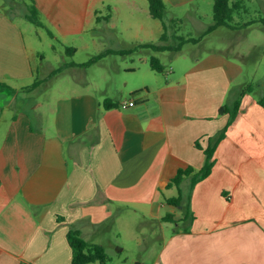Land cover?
<instances>
[{"label":"crops","instance_id":"1","mask_svg":"<svg viewBox=\"0 0 264 264\" xmlns=\"http://www.w3.org/2000/svg\"><path fill=\"white\" fill-rule=\"evenodd\" d=\"M162 1L177 7L196 0ZM109 2L0 0V264H71L70 231L102 248L101 227L130 208L160 230L171 229L151 264H264V107L245 91L231 92L223 66L197 64L164 75L98 68L87 80L77 78L86 68L70 64L68 82L58 80L34 98L58 68H37L33 33L20 26L32 12L39 24H30L46 33L53 50L54 44L69 54L77 44L88 49L96 34L102 56L136 46L152 52L143 48L153 44L152 23L111 26L101 11ZM128 30L136 44L127 50ZM122 80L130 97L121 96ZM123 102L133 105L121 109ZM237 102L233 117L219 114ZM207 150L211 168L194 182ZM188 168L193 172L175 187L179 200L171 205L168 184Z\"/></svg>","mask_w":264,"mask_h":264},{"label":"rangeland","instance_id":"2","mask_svg":"<svg viewBox=\"0 0 264 264\" xmlns=\"http://www.w3.org/2000/svg\"><path fill=\"white\" fill-rule=\"evenodd\" d=\"M109 1L110 8L101 11L103 17L111 18V26L123 29L125 26H122V23L126 24L127 20L133 23L135 19L146 18L152 23L149 42L179 48V51L155 53L136 49L129 53H115L94 59L100 55L96 34L91 37L92 39L95 37V41L89 44L88 49H81L80 44H77V51L69 54L64 48H60L59 44H54L53 50L52 42L41 28L20 22L25 33L27 35L33 33L36 40L34 48L39 54L37 68L41 70L58 68L55 75L40 83L34 98L44 97L50 93L58 80L68 82L66 68H69L70 64H76L78 67L75 68H86L84 75L77 78L85 77L89 80V73L94 74L98 68L105 69L110 75L115 68H146L149 71L151 68L149 59L153 57L163 67L162 72H157L160 75L169 73L172 68H191L197 64L203 67L204 63L205 65L217 63L227 71L231 80V92L235 94L240 90L245 91L251 99L264 104V26L261 24L264 20V0H243L241 8L233 14L231 22L233 29L220 27L203 38L201 32L212 23L213 0H196L191 2L192 4L177 7L166 4L163 31L159 28L160 21L149 17L146 0ZM160 31L162 39L159 36ZM130 32L126 31L123 37L127 50L136 44L132 37H127L131 35ZM140 41H143L142 38L136 40L139 43ZM95 82L103 86L104 78L96 76ZM72 83L70 81L68 84L75 87ZM124 83L125 80H122L118 89L123 92L121 96L127 98L130 94L127 93L128 89L125 90ZM68 91L54 89L53 92L66 94ZM165 197L177 198L175 186L166 192ZM120 211H117L120 214L115 222L112 218L101 227L103 233L98 237V243L103 245L102 249L107 258L105 264H151L170 235L171 229L160 230L147 219H143L140 213L135 215L131 208L129 211L123 209Z\"/></svg>","mask_w":264,"mask_h":264},{"label":"trees","instance_id":"3","mask_svg":"<svg viewBox=\"0 0 264 264\" xmlns=\"http://www.w3.org/2000/svg\"><path fill=\"white\" fill-rule=\"evenodd\" d=\"M148 4V13L150 17L154 20H158L162 24V28H165V24L163 22L164 18V11H165V5L162 0H146ZM243 3V0H213V6H212V24L207 28V30L204 32V34L201 36L202 38L206 35L210 34L214 30L225 27L229 29H233L231 22L233 21V14L236 10L241 8V5ZM27 19L30 23L34 25H38L37 18L32 12L30 16H27ZM262 26H264V20H262ZM163 36H161L162 39ZM197 41V40H192ZM140 47H136V49H139ZM143 48H149L152 50V52L159 53V52H172V51H179V48L170 47V46H159V45H145ZM73 51V50H72ZM124 53V52H122ZM121 53V54H122ZM102 57V55L97 56L94 59H99ZM149 65L152 70L156 72H162L163 67L158 63V61L151 57L149 59ZM57 71L53 72L52 75H55ZM36 84H34L31 88H34ZM30 88V89H31ZM109 101L104 102V107L108 108ZM260 106L264 107V104L261 102H258ZM239 107V103L237 102L234 106V108L231 111H228L225 107H222L219 110V114H223L224 112H232L231 115L233 117L235 111H237ZM206 152V160L204 167L202 170L199 171V174L197 176V179L194 182L203 180L207 175L211 168V150H207ZM192 169H186V170H178L174 178L170 181V184L168 186H175L178 188L179 184L181 183L182 179L184 177L189 176L192 173ZM179 198H174L173 200L168 201L171 205H176L178 203ZM168 219H172V216H168ZM167 221V220H166ZM68 244L72 250V261L71 264H91V263H98V264H105L106 261V255L104 253V250L100 246L96 245H90L84 240H82L79 236V233L77 231H70L67 235Z\"/></svg>","mask_w":264,"mask_h":264},{"label":"built area","instance_id":"4","mask_svg":"<svg viewBox=\"0 0 264 264\" xmlns=\"http://www.w3.org/2000/svg\"><path fill=\"white\" fill-rule=\"evenodd\" d=\"M133 104L132 103H130V102H123L121 105H120V108L121 109H126V108H128V107H130V106H132Z\"/></svg>","mask_w":264,"mask_h":264}]
</instances>
